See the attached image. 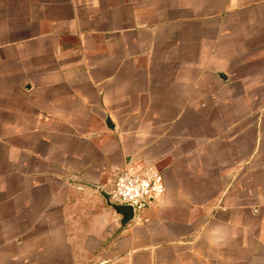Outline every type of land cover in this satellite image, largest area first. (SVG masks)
<instances>
[{"label": "crops", "instance_id": "crops-1", "mask_svg": "<svg viewBox=\"0 0 264 264\" xmlns=\"http://www.w3.org/2000/svg\"><path fill=\"white\" fill-rule=\"evenodd\" d=\"M0 264H264V0H0Z\"/></svg>", "mask_w": 264, "mask_h": 264}, {"label": "built area", "instance_id": "built-area-1", "mask_svg": "<svg viewBox=\"0 0 264 264\" xmlns=\"http://www.w3.org/2000/svg\"><path fill=\"white\" fill-rule=\"evenodd\" d=\"M166 193L165 177L156 166L131 163L115 176L108 198L112 204L131 206L137 215Z\"/></svg>", "mask_w": 264, "mask_h": 264}, {"label": "water", "instance_id": "water-1", "mask_svg": "<svg viewBox=\"0 0 264 264\" xmlns=\"http://www.w3.org/2000/svg\"><path fill=\"white\" fill-rule=\"evenodd\" d=\"M112 208L121 216L124 217V225L130 224L136 220V212L135 209L131 206H119L112 204Z\"/></svg>", "mask_w": 264, "mask_h": 264}]
</instances>
